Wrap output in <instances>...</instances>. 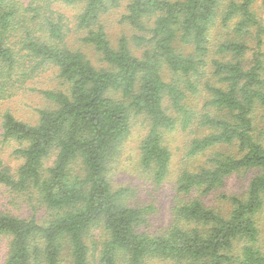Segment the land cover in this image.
<instances>
[{
  "label": "trees",
  "instance_id": "16d2710c",
  "mask_svg": "<svg viewBox=\"0 0 264 264\" xmlns=\"http://www.w3.org/2000/svg\"><path fill=\"white\" fill-rule=\"evenodd\" d=\"M259 1L127 0L138 55L102 22L122 0H0V101L51 69L64 86L43 91L35 123L2 116L1 142L20 160L0 159L3 264H264ZM217 24L229 34L213 44ZM202 93L198 112L188 101ZM139 116V177L155 190L172 182L157 226L140 184L110 177ZM193 125L184 156L211 155L174 166L169 134Z\"/></svg>",
  "mask_w": 264,
  "mask_h": 264
},
{
  "label": "rangeland",
  "instance_id": "374dc122",
  "mask_svg": "<svg viewBox=\"0 0 264 264\" xmlns=\"http://www.w3.org/2000/svg\"><path fill=\"white\" fill-rule=\"evenodd\" d=\"M261 2V0L259 1ZM127 0H122L121 5L112 10L111 12L105 14L102 17V22L106 27V31L109 35L110 40L116 44L123 35H126L130 40V47L133 52L140 54L141 50L136 46L132 40L135 30L129 26L126 22H122V15L126 11ZM62 11V10H61ZM67 17L73 15L71 8H65L63 10ZM226 31L224 28L215 25L211 31V39L213 44H217L220 40L226 37ZM229 34V33H228ZM227 34V36H228ZM74 41L76 37L74 36ZM84 51L92 59L95 64L99 63L98 55L95 53L93 48L88 45L84 46ZM214 52V51H213ZM211 54H214V53ZM218 57L219 54L215 53ZM63 88L59 78L56 75L55 70H48L35 79L28 81L26 88L20 90L16 95L11 98L4 99L0 101V159H2L8 166L14 168L20 160L12 152L13 147L8 144L1 142V120L3 114L7 110H11L18 118L24 120L25 122L35 123L38 119V109L46 104V97L43 91L52 88ZM207 94V92H205ZM204 93L201 95L194 96L189 99V105L198 112L203 111V104L205 98H203ZM208 95V94H207ZM137 123L133 126V131L124 143L122 154L120 158L115 162L113 168L110 172V177L114 185L130 184L131 186L137 188L140 184V190H138V196L142 194L146 203L153 205L155 208L154 224L157 226L160 223H164L169 218V205L171 201V186L172 182H167L162 188L154 189V186L148 182H144L141 177V173L138 172V156H139V139L144 132L145 122L141 117H136ZM195 126H191L187 131L179 129L178 131L170 132V146L174 150L173 164L174 166H182L187 163L192 169L198 167L199 163L203 162L204 159L211 155L210 152L199 155L198 157H185L184 153L186 151L187 140L195 135ZM204 131H198L199 134H203ZM197 134V132H196ZM197 134V135H199ZM16 144V143H12ZM188 160V161H187ZM140 176V177H139ZM171 181V179H170ZM234 184L241 183V177L235 176L231 179ZM233 188V187H229ZM234 189V188H233ZM230 190V189H228ZM141 191V192H140ZM218 200V201H217ZM219 203V199L214 195L207 199V202ZM225 204V203H222ZM8 242V237H0V264H3L5 248ZM154 264H157L156 262Z\"/></svg>",
  "mask_w": 264,
  "mask_h": 264
}]
</instances>
